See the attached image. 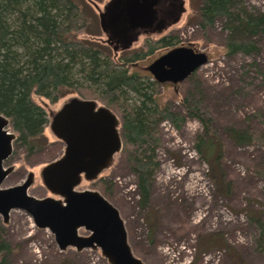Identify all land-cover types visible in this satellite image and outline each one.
Returning <instances> with one entry per match:
<instances>
[{"label":"rangeland","instance_id":"374dc122","mask_svg":"<svg viewBox=\"0 0 264 264\" xmlns=\"http://www.w3.org/2000/svg\"><path fill=\"white\" fill-rule=\"evenodd\" d=\"M106 1L95 4L102 10ZM201 1L184 0L185 12L176 24L160 34H142L130 49L116 54L139 49L146 39L165 35L176 38L173 46L158 49L130 69L150 76L147 80L153 83L157 102L167 104L185 119L177 130L166 121L157 126L160 146L155 148L154 158L158 166L152 173L148 205L139 204L136 178L127 158L134 154L130 146L122 145L110 168L98 178L101 184L96 185L97 180L83 182L77 190L97 191L118 210L128 245L143 264H264V177L251 173L253 169L264 170V146H236L224 131L228 126L247 127L264 135V34L254 39L257 53L226 55L224 41L228 32L222 21L206 30L201 27L195 13ZM240 2L248 12L264 13V0ZM91 14L96 17L90 21V31L95 36L85 38L105 44L98 13L92 5ZM179 47L206 56L207 62L194 72L202 92L200 113L210 122V133L222 144L219 170L223 172V182L230 184L228 190L218 188L210 165L195 149L199 139L207 136L202 123L188 117L183 103L185 96L194 92L189 78L160 84L148 71L157 58ZM94 90L96 95L100 93V89ZM62 100L51 103L35 98L48 121L49 113ZM112 112L120 121V113ZM8 130L14 133L9 127ZM63 150L64 145L50 135L48 124L42 129L40 148L35 152L28 154L25 146L13 143L12 155L4 166H13L14 171L1 187L19 185L32 173L34 183L28 194L37 199L50 196L39 171L59 159ZM0 228V238L11 249L6 264H108L99 251L77 253L68 248L60 252L53 234L47 229L38 230L24 211H11L7 224L0 216ZM79 234L86 236L88 232L80 230Z\"/></svg>","mask_w":264,"mask_h":264},{"label":"trees","instance_id":"16d2710c","mask_svg":"<svg viewBox=\"0 0 264 264\" xmlns=\"http://www.w3.org/2000/svg\"><path fill=\"white\" fill-rule=\"evenodd\" d=\"M103 1L0 0V114L16 134L15 146H25L29 154L40 148L42 129L48 124L47 114L35 98L56 103L76 94L116 110L121 116L122 145L134 149L127 158L136 178L139 204L145 207L152 173L158 166L154 158L155 148L160 146L157 126L166 121L177 130L185 119L167 104L157 102L153 83L147 80L150 76L130 69L158 49L173 46L176 38L146 39L139 49L114 55L105 44L85 38L95 36L90 21L96 17L90 15V7ZM195 13L204 30L222 21L228 32L226 55L259 51L254 39L264 34V13L248 12L240 0H202ZM189 81L194 92L188 93L183 103L188 117L201 122L207 136L199 139L195 149L210 165L218 188L228 190L230 184L223 182L219 170L222 144L210 133V122L200 113L202 92L195 73ZM94 89L100 93L96 95ZM224 131L236 146H264V135L250 128L228 126ZM251 173L264 177L259 168ZM10 252V246L0 238V264H6Z\"/></svg>","mask_w":264,"mask_h":264},{"label":"water","instance_id":"95a60500","mask_svg":"<svg viewBox=\"0 0 264 264\" xmlns=\"http://www.w3.org/2000/svg\"><path fill=\"white\" fill-rule=\"evenodd\" d=\"M98 13L104 43L116 55L128 50L142 34H160L176 24L185 12L184 0H107ZM207 62L204 54L188 48L172 49L148 68L160 84L179 83ZM120 121L115 113L95 100L69 96L49 113L50 135L64 145L62 156L43 166L39 178L50 196L37 199L28 194L34 183L29 173L19 185L2 188L13 173L4 166L12 155L16 135L0 114V216L7 224L11 211L28 214L38 230H48L60 252L73 248L99 251L108 264H143L134 256L118 210L97 191L77 188L93 183L110 168L122 149ZM80 230L88 235L79 234Z\"/></svg>","mask_w":264,"mask_h":264},{"label":"flooded vegetation","instance_id":"af4514ba","mask_svg":"<svg viewBox=\"0 0 264 264\" xmlns=\"http://www.w3.org/2000/svg\"><path fill=\"white\" fill-rule=\"evenodd\" d=\"M14 143V142H13Z\"/></svg>","mask_w":264,"mask_h":264}]
</instances>
